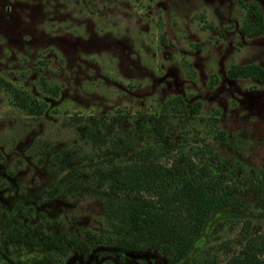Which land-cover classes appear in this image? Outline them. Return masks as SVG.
Returning <instances> with one entry per match:
<instances>
[{
    "label": "rangeland",
    "instance_id": "obj_1",
    "mask_svg": "<svg viewBox=\"0 0 264 264\" xmlns=\"http://www.w3.org/2000/svg\"><path fill=\"white\" fill-rule=\"evenodd\" d=\"M252 6L264 15V0H0V264H227L247 229L264 231V209L244 193L248 205L215 211L176 263L159 250L117 249L102 202L87 191L50 196L57 155L96 159L109 148L99 138H115L102 136L107 126H141L146 142L263 169L264 83L229 76L264 69V34L244 31ZM12 88L45 103L44 114L19 107ZM177 97L199 113L180 127L169 117L157 136L151 118Z\"/></svg>",
    "mask_w": 264,
    "mask_h": 264
},
{
    "label": "trees",
    "instance_id": "obj_2",
    "mask_svg": "<svg viewBox=\"0 0 264 264\" xmlns=\"http://www.w3.org/2000/svg\"><path fill=\"white\" fill-rule=\"evenodd\" d=\"M249 15L253 20L244 31L253 36L263 35L261 10L252 6ZM229 76L264 83V69L258 65L233 67ZM44 89L54 96L58 94L57 87L44 83ZM11 91L19 107L32 115L44 114L45 103L15 88ZM200 107L196 104L188 109L180 97L168 100L160 118H151L155 133L165 134L163 123L169 117L178 119L179 127L187 125ZM169 129L173 131L176 126L172 124ZM101 134L115 137L111 138L115 141L99 138L109 147L102 155L98 154L99 160L83 159L73 151L57 155L56 160L62 161L60 178L50 196H73L87 191L97 198L105 208L108 227L117 237L115 246L122 253L159 250L179 263L189 254L215 211H241L248 205L244 193L249 192L254 195L256 207L264 209V168L245 172L240 165L223 161L209 149L194 148L187 152L182 147L175 151L163 138L146 142L141 126L137 130L124 128L121 132L107 126ZM120 159L121 164L117 162ZM210 163L218 171H213ZM53 165L58 164L53 161ZM9 239L29 242L21 233L11 232ZM242 241L243 248L227 264H264V231L250 235L247 229Z\"/></svg>",
    "mask_w": 264,
    "mask_h": 264
}]
</instances>
